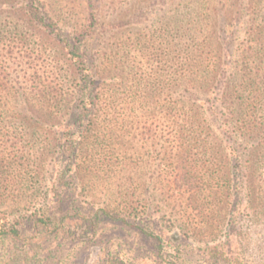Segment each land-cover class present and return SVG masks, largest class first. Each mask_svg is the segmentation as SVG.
Masks as SVG:
<instances>
[{"label":"rangeland","instance_id":"obj_1","mask_svg":"<svg viewBox=\"0 0 264 264\" xmlns=\"http://www.w3.org/2000/svg\"><path fill=\"white\" fill-rule=\"evenodd\" d=\"M32 1L0 0V229L26 228L30 243L0 239V264H264V202H247L241 177L223 195H196V186L234 166L230 146L242 153L245 144L213 117L215 104L219 116L226 110L196 75V51L173 29L179 16L163 0H40L56 39L27 25ZM92 5L99 23L85 50L104 72L107 101L71 168L61 146L68 126L71 140L81 139V97L62 41L89 26ZM201 122L212 125L205 158ZM209 160L218 167L204 168ZM59 209L68 211V234L34 237L32 222ZM99 212L105 219L88 231L85 217Z\"/></svg>","mask_w":264,"mask_h":264},{"label":"trees","instance_id":"obj_2","mask_svg":"<svg viewBox=\"0 0 264 264\" xmlns=\"http://www.w3.org/2000/svg\"><path fill=\"white\" fill-rule=\"evenodd\" d=\"M155 1L159 3L162 0ZM163 4L170 7V12H175V15L179 16L175 27L172 25L171 27L177 32L184 31L182 36L189 39L187 40L189 49L196 51V75L205 79L207 86L215 87L216 94L220 95L218 103L225 108L226 113L225 116H219L218 105L215 104L213 117L222 121L225 132L235 141L242 140L245 144L242 153L233 145L230 146L229 155L234 161V166L223 175L220 171L218 175L211 176L208 181H204L207 184L202 182L201 187L196 186V195L208 188L214 197L218 194L223 195L225 192L223 186L231 185L237 177H241L247 202L253 205L262 204L261 202H264V0H163ZM91 10L89 26L81 31L77 30L75 37L68 36L62 41L74 57L72 69L77 76L81 97V107L75 114V125L79 127L78 133L81 139L79 142L71 140L70 135L73 131L71 126H68L64 133L68 138L61 146L62 155L71 161V168L78 166L74 159L77 160L81 156L83 141L87 140L89 132L99 120L98 108L104 100L107 101L105 81L102 80L104 72L91 62L92 59L85 50V42L93 38L95 26L99 23L97 8L92 5ZM24 13L27 25L46 27L56 32V39H61L60 32L56 31L57 25L54 23L51 10L42 1L33 0ZM192 14H196V21L189 18ZM195 23V30H192L194 33L188 34L191 30L186 28L187 25ZM183 54L185 60H190L193 55L185 50ZM51 94V91H47L42 97L47 98ZM27 111H31L33 117L37 116L36 109L27 108ZM196 116H201V113H197ZM197 130L198 153L201 158L208 157L212 151L208 142L212 125L201 122L197 124ZM240 159L245 163L243 164ZM203 166L207 170L210 167H218L217 163L210 160ZM178 177L179 174L175 173L176 180L179 179ZM64 181L65 179L57 183L63 184ZM63 214L64 216L59 209L49 216L45 214L43 220H34L31 224L34 237L40 235L58 237L68 234L64 229L67 219L65 215L68 211ZM105 216L104 212H99L89 218L85 217L86 223H89L88 231L95 232ZM27 230L15 227L0 229V239L23 244L27 241L25 239ZM140 230L144 237L151 238L153 235L144 227ZM156 240L161 241L159 237H156ZM237 262L232 261L234 264Z\"/></svg>","mask_w":264,"mask_h":264}]
</instances>
